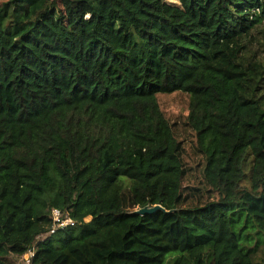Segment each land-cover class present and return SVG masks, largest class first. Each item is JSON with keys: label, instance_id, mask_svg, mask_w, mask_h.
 I'll list each match as a JSON object with an SVG mask.
<instances>
[{"label": "trees", "instance_id": "1", "mask_svg": "<svg viewBox=\"0 0 264 264\" xmlns=\"http://www.w3.org/2000/svg\"><path fill=\"white\" fill-rule=\"evenodd\" d=\"M175 1L0 0V264H264V0Z\"/></svg>", "mask_w": 264, "mask_h": 264}, {"label": "rangeland", "instance_id": "2", "mask_svg": "<svg viewBox=\"0 0 264 264\" xmlns=\"http://www.w3.org/2000/svg\"><path fill=\"white\" fill-rule=\"evenodd\" d=\"M167 1L173 4H178V2H176L175 0H167ZM158 96L161 107L165 112L166 116L170 118L171 121H178L182 125L188 114L189 96L186 93H182L179 91L160 93L158 94ZM181 133H182L181 134L182 137L185 138L186 134H189L190 132L185 131L182 127ZM191 155L192 152L189 151L187 159L191 163H196L194 161H196L197 158ZM27 255H24L22 258H20L19 264L27 263L28 261Z\"/></svg>", "mask_w": 264, "mask_h": 264}, {"label": "built area", "instance_id": "3", "mask_svg": "<svg viewBox=\"0 0 264 264\" xmlns=\"http://www.w3.org/2000/svg\"><path fill=\"white\" fill-rule=\"evenodd\" d=\"M54 213H55V215H56V219H57V221H60V225H61V226H64V225H66L67 223H71V222H72L70 218H68V219H66V220H61V218H60V213H59L58 210H55ZM27 254H28V255H27ZM27 254H26V255L28 256V261H27V263H25V264H32L31 257L33 256L34 252L31 251V252H29V253H27Z\"/></svg>", "mask_w": 264, "mask_h": 264}, {"label": "water", "instance_id": "4", "mask_svg": "<svg viewBox=\"0 0 264 264\" xmlns=\"http://www.w3.org/2000/svg\"><path fill=\"white\" fill-rule=\"evenodd\" d=\"M158 210H165L161 205H155V206H145L138 210H136L139 214H147V213H154Z\"/></svg>", "mask_w": 264, "mask_h": 264}]
</instances>
